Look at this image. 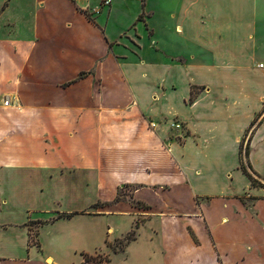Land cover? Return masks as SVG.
<instances>
[{
	"label": "crops",
	"instance_id": "obj_1",
	"mask_svg": "<svg viewBox=\"0 0 264 264\" xmlns=\"http://www.w3.org/2000/svg\"><path fill=\"white\" fill-rule=\"evenodd\" d=\"M101 1L0 0V264H54L13 212L40 188L77 213L50 221L70 245L139 222L130 264H227L222 233L242 264L264 232V0Z\"/></svg>",
	"mask_w": 264,
	"mask_h": 264
},
{
	"label": "rangeland",
	"instance_id": "obj_2",
	"mask_svg": "<svg viewBox=\"0 0 264 264\" xmlns=\"http://www.w3.org/2000/svg\"><path fill=\"white\" fill-rule=\"evenodd\" d=\"M108 7H103V11L107 12ZM103 12V13H104ZM146 20L143 19L142 22L144 23ZM153 26H156V24L161 23L160 20H157L155 17L152 18L149 21ZM146 26V24H145ZM146 29H148L146 27ZM168 49L171 51L172 47L171 44H168ZM200 88V89H199ZM208 86L204 85L201 86L198 85L197 87H194L191 85V91L193 92V99L198 96V94L204 93L207 90ZM5 98V97H4ZM3 100V98H2ZM189 98L186 99V103L188 102ZM173 129H175L178 133L176 135H172L170 139L165 140L166 144L177 142L179 144L183 143L184 138L186 137V130L185 127L182 126V124L177 120L173 123ZM242 143V157L244 165H246L247 160L244 157V151L246 150V147H248V139L247 135L244 137V139L241 141ZM248 172V169H247ZM249 173V172H248ZM250 174V173H249ZM253 179H255L253 177ZM255 181L261 185L256 179ZM41 192L36 191L37 193L35 196L27 197V198H18L16 203V209L13 210L15 214H17L18 222H24L26 224V227L30 229V238L32 241L35 240V227L37 224L39 226H42L39 231V237H38V245L40 252L43 253L44 256H51L53 259L54 264H80L81 257L80 253L84 252L87 254H93L95 250L100 249L102 252H105L111 257V264H130L129 262H126V251L124 254L119 253L116 255H112L111 252H109L107 249H104L101 247V243L99 245L96 244H90V245H80V246H73L68 243V241H65V239L59 238L60 229L67 228L70 224H66L67 222H60L59 224H54L50 222L57 214H62L64 210H66V203L62 200H55L48 197L47 190L40 188ZM132 189H122L120 190L118 194V200H129L130 192ZM100 205V204H98ZM264 206V204H263ZM97 209L90 208L83 213H94ZM264 213V208H263ZM83 223V222H82ZM36 225V226H35ZM86 226V225H85ZM110 227V224H109ZM88 228H92L93 230H97L99 228V223L96 222H90V225ZM103 230L105 231V225L103 224ZM110 234V233H108ZM27 235V234H26ZM136 235V232H135ZM233 237V235H232ZM231 235H228L226 233H222L220 235V244L222 245V254H224L226 251L229 252V258L230 261L227 262V264H234L232 262L234 259H237L240 257V250L232 251L233 248ZM24 236L19 237V239H23ZM110 239V235H109ZM248 238L245 237V235H240V242L242 243L241 251L244 250V252L248 253L246 250V247L243 245V243L248 242ZM250 240L253 241V246H258V253H254V251H251L248 255V259H246L242 264H264V232L261 229L254 230L252 235L250 236ZM249 240V241H250ZM257 243V244H256ZM30 244V243H26ZM31 245V244H30ZM36 246V245H35ZM98 246V247H97ZM34 246H27L25 248L24 254H26L27 250H31ZM32 251V250H31ZM40 253V254H41ZM229 260V259H228ZM248 260V261H247Z\"/></svg>",
	"mask_w": 264,
	"mask_h": 264
},
{
	"label": "trees",
	"instance_id": "obj_3",
	"mask_svg": "<svg viewBox=\"0 0 264 264\" xmlns=\"http://www.w3.org/2000/svg\"><path fill=\"white\" fill-rule=\"evenodd\" d=\"M138 21H142V15L138 17ZM190 101L193 100V92L190 93ZM248 155V147H246V150L244 151V157L246 158ZM240 168L242 172L250 179L252 185L258 186L259 184L253 179L251 174L247 172L246 165H244L243 157H242V143L240 145ZM100 207L98 204L92 206V208H98ZM77 213H70L66 215H59L54 220H58L61 218L70 219L73 216H75ZM139 222L136 223L135 228L132 229L129 233H127L124 237L120 239H114L113 241L106 240L105 241V249H107L109 252L112 253V255H116L119 253L124 254L126 251V247L128 244L136 239V228L138 227ZM81 262L80 264H111V257L105 252H102L101 250L94 252L93 254H87V253H80Z\"/></svg>",
	"mask_w": 264,
	"mask_h": 264
},
{
	"label": "built area",
	"instance_id": "obj_4",
	"mask_svg": "<svg viewBox=\"0 0 264 264\" xmlns=\"http://www.w3.org/2000/svg\"><path fill=\"white\" fill-rule=\"evenodd\" d=\"M109 4H110V0H102L101 3H100V5H99V7H98V11H99L102 7H105V6L108 7ZM259 66L262 67V65H259ZM9 104H10V99H9L8 97L3 98V100H2V105H3L4 107H8Z\"/></svg>",
	"mask_w": 264,
	"mask_h": 264
}]
</instances>
